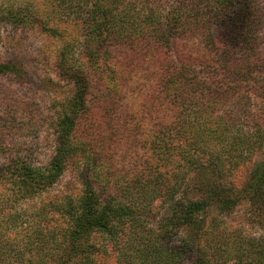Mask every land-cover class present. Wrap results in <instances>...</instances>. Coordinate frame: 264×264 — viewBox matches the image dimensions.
Returning <instances> with one entry per match:
<instances>
[{
  "label": "trees",
  "instance_id": "1",
  "mask_svg": "<svg viewBox=\"0 0 264 264\" xmlns=\"http://www.w3.org/2000/svg\"><path fill=\"white\" fill-rule=\"evenodd\" d=\"M55 18L75 21L83 36L63 43L57 59L60 77L74 91L60 105L47 164L25 154L0 163V179L9 184L8 194H0V264H98L108 252L105 240L97 241L100 234L128 264H264V234L249 235L206 216L237 204L243 190L232 177L264 148L260 0H181L170 9L133 0H56L46 15L31 1L0 6V23L61 36ZM225 25L235 28V41L220 39ZM195 29L203 31L210 61L176 55V38ZM80 42L85 63L76 55ZM131 42L171 53L158 84L178 109L147 136L151 159L130 176L115 175L107 157L76 132L92 105L88 66L96 67L113 45ZM21 73L17 61L0 63V75ZM81 155V192L45 202L21 241L19 232L9 235L24 224L15 205L51 189ZM244 190L263 200L264 161L255 163ZM159 197L166 213L153 229L144 223Z\"/></svg>",
  "mask_w": 264,
  "mask_h": 264
},
{
  "label": "rangeland",
  "instance_id": "2",
  "mask_svg": "<svg viewBox=\"0 0 264 264\" xmlns=\"http://www.w3.org/2000/svg\"><path fill=\"white\" fill-rule=\"evenodd\" d=\"M7 0H0V6ZM19 4L33 2L41 13L53 11L56 0H11ZM151 2L170 9L181 0H133ZM264 19V0H260ZM61 36H53L40 28H20L0 23V63L17 61L21 75H0V163L13 157L27 155L34 163L47 164L55 150V121L61 103L70 98L74 86L60 77L57 59L61 45L67 41L83 40L75 21L55 18ZM220 27L219 37L235 41L232 26ZM218 35V33H217ZM258 57L264 60V22L259 34ZM77 57L86 62L85 46L78 43ZM175 51L181 61L207 62L212 54L204 45L200 29L184 33L176 38ZM171 53L165 48L145 47L144 44L119 43L111 47V53L102 56L96 67L88 66L91 79V108L82 118L76 135L90 143L93 150L102 152L114 168L115 175L141 173L147 160L151 159L149 134L156 132L163 120L169 121L178 107L166 98L158 79L164 73ZM84 155L69 161L67 170L59 181L41 195L18 203L15 207L22 213L20 227L9 235L19 232L20 241L33 223L34 213L50 199L64 194L77 195L82 190L78 166ZM83 159V160H82ZM264 161V148L253 159L239 167L232 177L241 196L229 211L218 207L208 212V222L217 216L226 225L238 228L249 235L264 234V198L244 190L255 163ZM9 184L0 179V194H8ZM239 194V195H240ZM166 206L159 197L154 202L152 215L144 224L158 229ZM223 224V222H222ZM132 224H127L120 240H127ZM106 242L108 252L98 257V264H128L121 252L112 248L113 242L105 235L96 237Z\"/></svg>",
  "mask_w": 264,
  "mask_h": 264
}]
</instances>
